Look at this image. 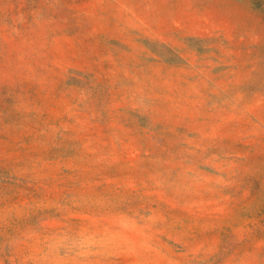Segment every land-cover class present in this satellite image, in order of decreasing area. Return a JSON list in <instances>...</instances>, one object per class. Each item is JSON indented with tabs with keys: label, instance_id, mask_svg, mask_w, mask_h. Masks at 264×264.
Segmentation results:
<instances>
[{
	"label": "rangeland",
	"instance_id": "obj_1",
	"mask_svg": "<svg viewBox=\"0 0 264 264\" xmlns=\"http://www.w3.org/2000/svg\"><path fill=\"white\" fill-rule=\"evenodd\" d=\"M0 264H264V0H0Z\"/></svg>",
	"mask_w": 264,
	"mask_h": 264
}]
</instances>
